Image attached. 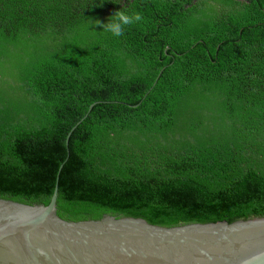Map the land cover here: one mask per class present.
Returning a JSON list of instances; mask_svg holds the SVG:
<instances>
[{
  "label": "trees",
  "instance_id": "obj_1",
  "mask_svg": "<svg viewBox=\"0 0 264 264\" xmlns=\"http://www.w3.org/2000/svg\"><path fill=\"white\" fill-rule=\"evenodd\" d=\"M56 178L95 219L264 217V0H0V199Z\"/></svg>",
  "mask_w": 264,
  "mask_h": 264
},
{
  "label": "water",
  "instance_id": "obj_2",
  "mask_svg": "<svg viewBox=\"0 0 264 264\" xmlns=\"http://www.w3.org/2000/svg\"><path fill=\"white\" fill-rule=\"evenodd\" d=\"M56 196L57 178L47 205L0 199V264H264V217L164 227L56 209Z\"/></svg>",
  "mask_w": 264,
  "mask_h": 264
},
{
  "label": "clouds",
  "instance_id": "obj_3",
  "mask_svg": "<svg viewBox=\"0 0 264 264\" xmlns=\"http://www.w3.org/2000/svg\"><path fill=\"white\" fill-rule=\"evenodd\" d=\"M143 17L140 13L128 14L123 11H116L105 24L100 25L105 32H110L113 36L120 37L124 34L126 26L140 22Z\"/></svg>",
  "mask_w": 264,
  "mask_h": 264
}]
</instances>
